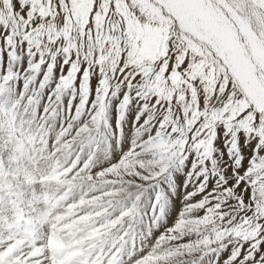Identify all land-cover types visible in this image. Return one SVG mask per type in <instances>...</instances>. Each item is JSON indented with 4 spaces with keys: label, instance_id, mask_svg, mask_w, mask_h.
Masks as SVG:
<instances>
[{
    "label": "snow or ice",
    "instance_id": "6c2138e0",
    "mask_svg": "<svg viewBox=\"0 0 264 264\" xmlns=\"http://www.w3.org/2000/svg\"><path fill=\"white\" fill-rule=\"evenodd\" d=\"M0 264H264V0H0Z\"/></svg>",
    "mask_w": 264,
    "mask_h": 264
},
{
    "label": "rangeland",
    "instance_id": "374dc122",
    "mask_svg": "<svg viewBox=\"0 0 264 264\" xmlns=\"http://www.w3.org/2000/svg\"><path fill=\"white\" fill-rule=\"evenodd\" d=\"M179 206L177 205V208H178Z\"/></svg>",
    "mask_w": 264,
    "mask_h": 264
}]
</instances>
